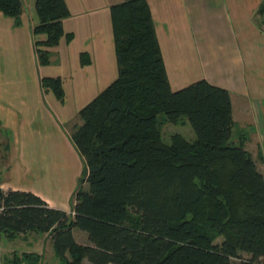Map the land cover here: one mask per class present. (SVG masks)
<instances>
[{
	"label": "trees",
	"instance_id": "1",
	"mask_svg": "<svg viewBox=\"0 0 264 264\" xmlns=\"http://www.w3.org/2000/svg\"><path fill=\"white\" fill-rule=\"evenodd\" d=\"M24 9L22 0H0L15 26ZM34 10V55L48 66L69 11L64 0H35ZM110 17L118 74L78 112L70 141L84 176L70 213L0 188V242L45 234L58 264H264V176L235 132L230 94L205 80L171 90L147 0H123ZM40 83L64 100L59 78ZM185 121L195 140L166 143L163 126Z\"/></svg>",
	"mask_w": 264,
	"mask_h": 264
},
{
	"label": "crops",
	"instance_id": "2",
	"mask_svg": "<svg viewBox=\"0 0 264 264\" xmlns=\"http://www.w3.org/2000/svg\"><path fill=\"white\" fill-rule=\"evenodd\" d=\"M64 1L69 17L62 21L64 35L50 51L48 66H38L33 53L32 30L38 23L35 0L28 6V12L24 3L19 26L0 13V78L3 82L13 81L10 94L21 92L20 98L10 99L11 102L0 99V106L7 112L13 111L18 118L9 126L13 149H8L12 165L7 171L12 176L1 178L0 188L31 192L48 207L65 212V205L70 208L69 202L66 203L68 191L78 174L84 172V166L57 121L63 126L71 123L72 114L78 113L117 78L110 8L123 0ZM261 2L147 0L171 90L205 80L228 91L233 120L240 128L251 130L248 141L257 145V152H262L264 167V133L258 131L264 128V72H255L264 58H260L259 44L254 41L260 33L253 34L254 30L243 18L258 14ZM240 38L246 40L244 44L239 43ZM43 78L61 80L63 102L40 89ZM2 119L15 118L4 115ZM66 169L73 174L72 181L64 186L61 178ZM260 169L264 175V169ZM15 241L19 242L21 247L18 245L17 249L21 253L42 256L43 245L37 247L39 242H48L52 250L45 234L30 233ZM12 248L3 250L12 256L17 251Z\"/></svg>",
	"mask_w": 264,
	"mask_h": 264
},
{
	"label": "rangeland",
	"instance_id": "3",
	"mask_svg": "<svg viewBox=\"0 0 264 264\" xmlns=\"http://www.w3.org/2000/svg\"><path fill=\"white\" fill-rule=\"evenodd\" d=\"M31 1H34V0H24V3L26 5V9H25L26 12H28V6H30ZM237 4H238V1H237ZM250 16H252V17H250ZM250 16L246 15L243 18H245L246 21L248 22V26H250V28L254 30L253 34L256 31L258 33H260V34H257V40H256V38H254V41H256V44H259V55H260V58H264V52H263V49H264V30H263V32H261V30H260V28L264 29V23L262 21L264 19V16L258 15L256 12L253 13L252 15H250ZM245 27H247V26H245ZM248 31L252 35V33L249 30V28H248ZM252 37H253V35H252ZM244 41H246V40H242V38L239 39V43L240 44H244ZM33 53H34V50H33ZM35 61H36V57H35ZM260 62L261 63L258 64V66L256 67V70H255V72H259V70H260L259 74H261V71L264 72V69L262 67V65H264V63H263L264 60H261ZM9 78H10V76H9ZM12 83H13V81H11V80H9L8 82H3L1 80V78H0V99H4L5 98L9 102H11L10 99L11 100H15V99L20 98V96H21L20 90H16V92H14V93L12 92V94H10V87H11ZM40 89L43 92H45L46 94L48 92L49 95H51L53 98H55L60 103L63 102V101L59 100L56 97V94L54 92H52L51 90H48L46 88H43L41 86V84H40ZM48 99H49V96H48ZM14 104H16V103H14ZM1 112L6 117H9V118L12 117V118H15V119L14 120L13 119L12 120L8 119L9 121H4L2 119L4 115L1 114ZM11 112H12V114H11ZM52 113L55 115V113L53 111H52ZM71 118H72V122L67 124L66 126H63L59 121H57V119H55L57 121V126L62 131V134H64V136L67 139H69V140H70V137L72 136V134L75 131L74 127L77 126V124L79 123L78 113H76L75 115L72 114ZM16 119L18 120V118L14 115L13 111L7 112L6 108H3V107L0 106V179L1 178L4 179L5 176H6V179H8L9 177L12 176L11 173L7 171L9 169V167H11V165H12V162L10 161L11 156L8 155L9 154V150L8 149L12 148V144L10 143V141L12 139L13 132H12L11 128H9V126H11L15 122ZM58 123H59V125H58ZM55 124H56V122H55ZM161 131H162L163 140L166 143L170 142V137L172 135H180L186 141H189V142H192V141L195 140V136H194V134H193V132H192V130H191V128H190V126H189L187 121H185L184 124L177 125V126L168 125V124L164 125L163 128L161 129ZM258 131H259V134L263 135L264 128H258ZM235 132H236V134L237 133H241V134L245 135L244 148L251 155V157H252L253 161L255 162V164L257 163V165H258L257 169L261 168L260 170L262 171V168L264 169V167L262 165L263 162H261L263 158H261L262 156H260L262 152L261 151H260L261 153L257 152V150H256L257 149V147H256L257 145L252 143L250 140L248 141L249 138L251 139V137H250L251 136V130L245 129V128H240L238 125H236ZM235 132H234V134H235ZM259 134H258V136H259ZM72 146H73V144H72ZM78 157H79V155H78ZM79 159H80V157H79ZM80 161H81V159H80ZM260 162H261V166L262 167H260ZM81 163H82V161H81ZM82 166H83V163H82ZM71 174H73L72 170H70V169H66L65 170V172L63 174V179L61 178L64 186H66V183H70L72 181L71 180V177H72ZM82 176H84V172H82L81 174L80 173L78 174V176L76 178V181L72 184L71 188L69 189L68 198L66 200V203H67V201L68 202L70 201V197H71L72 193L77 188L78 180ZM86 187H87L86 185H83V188L86 189ZM65 208H66L65 212L66 213H70V208L67 207L66 205H65ZM74 238L80 244H83V245L87 244L86 235H84L83 233H81L79 231H74ZM220 241H221V239L218 240V242H220ZM41 243L43 245L42 246L43 248L41 247V250L43 251L42 264H57L58 262L56 261L55 258H53V252H52V250L50 248L49 243L48 242H39L37 247H40ZM18 245H19V247H21L18 241L14 242V241L2 240L0 242V264H10V263L6 262V259H4L5 255L6 254L10 255V253H8L7 251H4L3 249L13 247L12 249L13 250H17V251H14V252H18L19 256L22 254L21 250L17 249ZM9 255H7V257H8L7 259H12V256L11 255L9 256Z\"/></svg>",
	"mask_w": 264,
	"mask_h": 264
}]
</instances>
